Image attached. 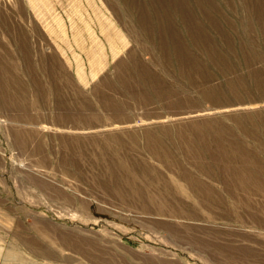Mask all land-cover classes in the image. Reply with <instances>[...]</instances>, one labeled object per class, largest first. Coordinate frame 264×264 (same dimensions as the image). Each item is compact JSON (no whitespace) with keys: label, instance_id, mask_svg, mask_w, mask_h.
Here are the masks:
<instances>
[{"label":"rangeland","instance_id":"374dc122","mask_svg":"<svg viewBox=\"0 0 264 264\" xmlns=\"http://www.w3.org/2000/svg\"><path fill=\"white\" fill-rule=\"evenodd\" d=\"M131 1L0 0V56H4L8 50L10 54L13 51L15 57L24 58L25 64L20 63L18 71L16 70L20 80L25 84L21 72L23 71L26 76L27 67L30 68V75H28L31 77L32 84L36 79L41 82L43 78L45 86L43 88L47 89L48 84H45L47 74L45 71L42 72V69L36 68V65L39 67L38 62L41 58L39 55L37 57L34 49V53L32 52V45H36V50L37 46L47 47L48 53L53 49L52 55L43 58L44 65L50 66L47 65L49 62L57 64L64 71H60L57 67L59 72L66 76L63 81L66 84L68 82L69 87L68 92L59 95L58 103L57 98L54 97L55 109L48 106V95H46L45 104L32 106L30 102L29 106L24 108L13 104L9 96L1 95L9 91L3 87L4 79L0 77V264H264V228L260 225L233 219H213L210 216L207 217V212L196 206L167 207V184L165 183L167 179L172 180L174 177L169 170L174 166L170 163L169 166L165 165L167 158L153 157L149 150L144 148L146 130H153L154 134H159L158 137L167 142L172 141L167 137L169 133L170 136H177L178 131L182 129L188 131L186 135L190 138L205 135L203 132L209 135L211 132L208 130L213 128L225 130L224 126H218L220 123L231 128H228L230 134L234 133L242 137L246 135L245 132L255 131L262 134L260 137L264 139L262 124L257 122V126H254L248 122L250 118L246 117L249 115L257 119L256 114H262L264 118V9H257L261 7L260 3L263 0L260 3L256 0H177V2L172 1L173 3L167 0V5L170 3L171 7L168 6L166 11L162 10L165 1L160 3L163 4L162 6L159 4L154 8L151 0H136L137 5H140L139 8L142 2L144 8L151 12L149 16L147 14L150 21L146 14L144 15L154 28L148 32L140 27L143 16L140 14L141 9L133 8ZM173 4H176L175 6L179 4L182 8L179 6H177L178 9L174 8ZM203 5L206 6L203 7ZM158 7L157 12L155 10ZM214 9H217L218 13L212 11ZM210 12L214 14L211 15ZM182 13L184 16L181 15ZM193 13H198V16ZM189 14H192L191 18ZM209 16L213 19H209ZM192 17H199L202 20L195 18L193 20ZM221 17L224 18L223 21L220 20ZM14 23L24 30L18 38L8 35ZM186 24L187 27L204 26L206 28L210 37H208L207 47L190 36ZM239 35L242 37L240 38ZM174 43L185 46L183 50L185 49L188 53L186 58L189 59L187 65L190 66V70H187L188 66L180 62V58L183 61L184 58L175 51ZM168 45L172 47L169 48ZM202 48H205L208 53ZM97 50L100 51L98 56H96ZM197 51L199 54L196 53ZM133 53L138 54L139 57ZM256 53L260 56L258 57ZM204 55H207L206 58ZM92 56L94 58L91 62ZM217 57H222L221 62ZM10 61L16 68V59L13 57ZM10 61L7 63L11 64ZM79 62L83 67L82 78L76 70ZM167 65L173 66L169 69ZM139 67L145 69L142 68L143 71H139ZM195 72L201 76L198 77ZM145 73L148 75L146 76ZM227 73L229 74L226 75ZM142 74L149 76L150 79L148 77V80H142ZM128 75L130 78L126 79L125 76L128 77ZM153 76L157 78L154 80ZM181 76L189 83H185L184 79L182 81ZM123 79L124 82H121ZM227 81L228 84H226ZM98 95L103 100L102 105H99ZM71 97L81 99L80 102L87 105L78 106L75 110L76 114H73ZM63 109H69V111L64 113ZM257 110L260 111L256 112ZM225 113L230 114L232 121ZM72 115L76 116V119ZM234 117L239 119L235 121ZM240 118L246 125H238ZM209 121L218 123L214 122L215 127H206L207 130H203L205 127L201 128V125L194 127V124ZM112 133H118L116 135L120 133L121 136H119H123L122 139L129 149V154L135 157L131 162L135 163L139 160L134 164L135 167L133 166L134 170L138 168L137 178L144 176V179L147 177L153 182V185L145 187L142 185H145L147 179L145 181L142 179L141 183L137 181L140 187L146 188L139 192V195L133 192L129 183L112 182V177L108 174L109 170L104 166L105 163L92 145L96 142L84 139V137L102 138L105 134H111L110 136L113 137ZM135 140H138L139 144L133 143ZM24 149H28L25 150L26 153ZM129 158L133 159L131 156ZM184 161L188 163V160ZM147 162L149 164H146ZM100 164L102 166H99ZM146 165H148L147 168H145ZM141 169L142 172H140ZM129 170L131 169L127 168L125 171L129 173ZM75 182L78 184L76 185ZM160 183H163V186ZM123 185H125V191L123 188L122 191L126 192L124 194L118 189ZM128 186L129 193L126 191ZM152 189L157 192L155 193ZM132 194H137V198H134ZM131 196L134 201L129 198ZM158 198L162 200L157 201ZM81 199L89 200V204L86 202L84 204ZM85 205L86 208L83 207ZM87 205H90L91 211L87 209ZM166 208L167 210L183 209L187 212L174 217L167 215ZM195 209L198 213L191 217L190 212ZM219 217H222L221 213Z\"/></svg>","mask_w":264,"mask_h":264},{"label":"bare ground","instance_id":"6f19581e","mask_svg":"<svg viewBox=\"0 0 264 264\" xmlns=\"http://www.w3.org/2000/svg\"><path fill=\"white\" fill-rule=\"evenodd\" d=\"M129 1V0H128ZM131 1V0H130ZM136 0H134L133 2L131 1V3H133V8H136V9H141L140 10V14L143 15L141 18L142 20L140 21V27L143 31H146L148 32L150 29H154L153 26L151 24H149L148 22L150 21V17L149 14H151V12L149 13L147 11L146 8H144L145 6H143V3L141 2V8L140 5H137V2H135ZM152 1V5L153 7L155 8V6H159L160 3H162L163 1H167V0H151ZM150 1V2H151ZM172 1H175L177 2V0H170V2ZM184 1V0H183ZM191 1V0H190ZM200 1V0H199ZM198 1V2H199ZM205 1V0H204ZM207 1V0H206ZM139 2V1H138ZM182 2V1H180ZM209 2V1H208ZM125 3V2H124ZM173 3V2H172ZM187 3V1H186ZM196 3V2H194ZM210 3H212L210 1ZM148 4V2H147ZM183 4V3H182ZM198 4V3H197ZM199 4H201V2H199ZM205 4V3H204ZM135 5V6H134ZM161 5V4H160ZM163 5V4H162ZM161 5V6H162ZM171 4L169 3V5H167V2L165 3V6H163V9L162 10H167V7L170 6ZM174 5V4H173ZM176 5V4H175ZM174 5V6H175ZM196 5V4H195ZM202 5V4H201ZM200 5V7H201ZM211 5V4H210ZM217 5V4H215ZM179 6V4L177 5ZM177 6H175L174 8H176ZM185 6V5H184ZM187 6V5H186ZM190 6V5H188ZM206 5H203V7H205ZM220 6V5H219ZM229 6V5H228ZM152 7V8H153ZM171 7V6H170ZM180 8H182V6L180 5L179 6ZM191 7V6H190ZM189 7V8H190ZM193 7V5H192ZM208 9H209V6H207ZM153 8V9H154ZM169 8V7H168ZM173 8V7H172ZM185 8V7H183ZM187 8V7H186ZM187 9L190 10V9ZM195 8V6L193 7ZM149 9V8H148ZM161 9V8H160ZM178 9V7H177ZM213 9V8H212ZM218 9V8H217ZM217 9H214L212 11H216ZM225 9V8H224ZM159 10V7L158 9H156L155 11ZM184 10V9H183ZM200 10V9H199ZM203 10V9H201ZM164 11V12H165ZM169 11V10H168ZM179 11V10H178ZM181 11V9H180ZM146 12V13H145ZM158 12V11H157ZM198 12V11H196ZM203 12V11H202ZM204 12H206L204 10ZM217 12V11H216ZM134 13V11H133ZM185 13V12H184ZM189 13V11H188ZM211 13V12H210ZM213 13V12H212ZM211 13V15H212ZM218 13V12H217ZM216 13V14H217ZM146 14H148L147 18L144 16ZM159 14V13H157ZM167 14V13H165ZM179 14V13H178ZM193 14H197L198 16V13H193ZM208 15V12L206 13ZM214 14V13H213ZM225 14V13H224ZM183 15V13L181 14ZM190 15V18H191V15L192 14H189ZM218 15V14H217ZM216 15V16H217ZM220 15V14H219ZM226 15V14H225ZM171 16V14L169 15ZM184 16V15H183ZM187 16V14H186ZM185 16V17H186ZM215 15H213L214 17ZM222 16V15H221ZM213 17H210L209 16V19H213ZM245 17V16H243ZM140 18V19H141ZM155 18V17H153ZM152 18V19H153ZM162 18V17H161ZM184 18V17H183ZM193 20L195 17H192ZM207 18V17H206ZM168 19V18H167ZM182 19V18H181ZM188 19V17L186 18ZM196 20L199 19L198 18H195ZM201 19V18H200ZM199 19V20H200ZM208 19V18H207ZM221 17V21H223ZM155 20V19H154ZM202 20V19H201ZM243 20V19H242ZM247 20V19H246ZM173 21V19H172ZM185 21V20H184ZM210 21V20H209ZM208 21V22H209ZM216 22V20H214ZM155 22V21H154ZM162 22V21H160ZM175 22V21H174ZM206 22V21H205ZM213 22V20H212ZM244 22V21H243ZM170 23V22H169ZM173 23V22H172ZM171 23V24H172ZM186 23V21H185ZM197 23V22H196ZM155 24V23H154ZM168 24V23H167ZM183 24V23H182ZM190 24V23H189ZM209 24V23H208ZM219 24V23H218ZM244 24V23H243ZM195 25V24H194ZM220 25V24H219ZM155 26V25H154ZM176 26V25H175ZM191 26H193V24H191ZM212 26V25H211ZM210 26V27H211ZM168 27V26H167ZM167 27H163V29H167ZM186 27H187V24H186ZM220 27V26H219ZM171 28V27H170ZM175 28V27H174ZM172 28V29H174ZM189 28V33H190V36H192L194 38V40H199V43L203 44V46L207 47V41H208V37L209 35L207 34L206 32V28L203 26H194V27H187ZM162 29V30H163ZM210 29V28H209ZM222 29V28H221ZM224 29V27H223ZM222 29V30H223ZM175 30V29H174ZM220 30V28H219ZM246 30V29H245ZM24 30L21 29V26L20 25H17V24H13V28L11 30V32L8 33V35H12V37L14 38L16 36V38L20 37V35L22 34ZM151 31V30H150ZM179 31V30H177ZM211 31V30H210ZM162 32V31H161ZM170 32V31H169ZM218 32V31H217ZM229 32V31H228ZM247 32V31H246ZM163 33V32H162ZM167 33V32H166ZM178 33V32H176ZM187 33V34H189ZM240 33V32H239ZM150 34V33H149ZM213 34V33H212ZM221 34L223 35V33L221 32ZM229 34V33H228ZM236 34V33H235ZM241 34V33H240ZM151 35V34H150ZM168 35V34H167ZM183 35V34H182ZM176 36V35H175ZM178 36V35H177ZM188 36V35H187ZM228 36V35H227ZM226 36V37H227ZM235 36V35H234ZM240 36V35H239ZM172 37V35H171ZM170 37V38H171ZM213 37V36H212ZM242 36H240L241 38ZM8 38V36H7ZM189 38V37H188ZM210 38V37H209ZM214 38V37H213ZM218 38V36H217ZM182 39V38H181ZM178 40V39H177ZM176 40V41H177ZM185 40V39H184ZM192 40V39H191ZM210 40V39H209ZM212 40V39H211ZM158 41V40H157ZM188 41V40H187ZM213 41V40H212ZM228 40L226 39V42ZM214 42V41H213ZM165 43V42H164ZM179 43V41H178ZM215 43V42H214ZM214 43H213V46H214ZM239 43V42H238ZM255 43V42H253ZM252 43V44H253ZM187 44V43H186ZM210 44V43H209ZM218 44V43H217ZM229 44V43H228ZM235 44V43H234ZM246 44V43H245ZM172 45V44H170ZM189 45V44H188ZM193 45V44H192ZM195 45V44H194ZM219 45V44H218ZM222 45V44H221ZM227 45V44H226ZM35 44L32 45V52L34 53V50L35 52L37 53V57L38 55L40 56V60H39V67L36 65V68H40V70L42 69V72L45 71V73L47 74V76H45V79L47 80V83L45 84H48V88L44 89L43 86H44V82H43V78H41V82H39L38 79H36L34 81V83L32 84L31 82V77H29L30 73H29V69L30 68H27L25 69V73H26V76L24 75V72L22 71L21 74L23 76V78L25 79V84H23V82L20 80V78L18 77L17 75V72L16 70L18 71V67H19V64L22 63L23 65L25 64V59L24 58H17L18 56L15 57V55L11 52V54L9 53V51L7 50L5 52V55L4 56H0V77L3 78V87H5L6 90H8L9 92H3L1 95L2 96H9V99L11 100V102L15 105H18L20 107H24L26 108L27 106H29L30 102H31V105L33 106V104H37L36 106H41L43 104H45V100H46V95H48V106L52 107L55 109V101H54V97L57 98V103H58V98H59V95L61 93L64 94V92H68L69 91V87L67 86V84L64 82L65 78L66 77L64 74L60 73L59 70H58V66L57 64H54V63H51L49 62L47 65H50V66H45L44 65V62L43 60L45 59L44 57H47L48 55H52L53 53V49H51L50 53H48L46 51V48H43L41 46H37V50L35 49ZM152 46V45H151ZM190 46V45H189ZM210 46V45H209ZM223 46V45H222ZM232 46V44H231ZM237 46V44H236ZM169 47V45L167 46ZM172 47V46H170ZM169 47V48H170ZM175 47V51L178 52L181 56H183L184 58V61L182 58H180V62H183L186 66H188V60L186 57H187V52H185V49L183 50V48H185L184 45L181 46V44H173V48ZM193 47V46H192ZM200 47V46H199ZM216 46H214L215 48ZM230 47V46H229ZM238 47V46H237ZM242 47V46H241ZM172 48V49H173ZM209 48V47H208ZM219 48V47H218ZM234 48V46H233ZM256 48H259V47H256ZM34 49V50H33ZM49 49V48H47ZM203 50H206L205 48H202ZM223 49V48H222ZM240 49V48H239ZM242 49V48H241ZM198 50V49H197ZM211 51H213L211 48H210ZM209 50V51H210ZM230 50V49H229ZM234 50V49H233ZM236 50V49H235ZM260 50V49H259ZM217 51V50H216ZM168 52V51H167ZM174 52V50H173ZM199 51H197L196 53H198ZM215 52V50H214ZM213 52V53H214ZM238 52V51H237ZM235 52V53H237ZM100 53L99 50L96 51V56H98ZM172 53V51H171ZM176 53V54H178ZM206 53L207 50H206ZM218 53V51H217ZM224 53V52H223ZM234 53V52H233ZM134 54V53H133ZM163 54V53H162ZM199 54V53H198ZM197 54V55H198ZM257 54V53H256ZM9 55V56H8ZM136 55V54H134ZM138 55V54H137ZM136 55V56H137ZM170 55V54H168ZM179 55V56H180ZM215 55V54H214ZM217 55V54H216ZM219 55V54H218ZM217 55V56H218ZM235 55V54H234ZM239 55V54H237ZM246 55V54H244ZM258 55V54H257ZM133 56V55H132ZM203 56V55H201ZM205 56V55H204ZM207 56V55H206ZM205 56V58H206ZM229 56V55H228ZM260 56V54L258 55V57ZM13 57L16 59L15 63H16V68L15 66L12 64V62L10 60L13 59ZM139 57V56H137ZM209 57V56H208ZM215 57V56H214ZM225 57V55H224ZM240 57V55H239ZM242 57V56H241ZM250 57V56H249ZM44 58V59H43ZM93 58L94 56H92V59L90 60L91 62L93 61ZM135 58V57H134ZM160 58V57H159ZM165 58V56L163 57ZM169 58V57H167ZM175 58V57H174ZM193 58V57H192ZM204 58V57H203ZM204 58V59H205ZM219 58V57H217ZM222 58V57H220ZM219 58V60H220ZM230 58V57H228ZM238 58V57H237ZM253 58V57H252ZM141 59V57H140ZM139 59V60H140ZM173 59V58H172ZM247 59V58H246ZM38 60V59H37ZM136 60V59H134ZM176 61V59H174ZM194 60V59H193ZM207 60V59H206ZM210 60V58H209ZM212 60V59H211ZM225 60V59H224ZM245 60V59H244ZM249 60V59H248ZM8 61H10L11 64L7 63ZM141 61V60H140ZM199 61V60H198ZM216 61V60H215ZM231 62V60H229ZM239 61V60H238ZM242 61V60H241ZM133 62V61H132ZM192 62V61H191ZM195 62V60H194ZM210 62V61H208ZM221 62V60H220ZM223 62V61H222ZM227 62V61H226ZM225 62V63H226ZM37 63V64H38ZM42 63V67H40ZM135 63V62H134ZM169 63H172V62H169ZM178 63V62H176ZM200 63V62H199ZM242 63V62H241ZM253 63V62H252ZM137 64V62L135 63ZM179 64V63H178ZM182 64V63H181ZM191 64V63H190ZM198 64V63H197ZM239 64V63H238ZM237 64V66H238ZM123 65V64H122ZM144 65V64H142ZM141 65V66H142ZM183 65V64H182ZM211 65V64H210ZM213 65V64H212ZM245 65V64H244ZM140 66V65H139ZM169 66V65H167ZM173 65H170L169 66V69L170 67H172ZM179 66V65H178ZM184 66V65H183ZM234 66V65H233ZM241 66V69H242V65L240 64ZM256 66V65H255ZM58 67V68H57ZM138 67V66H137ZM136 67V69H137ZM176 67V66H175ZM203 67V66H202ZM207 67V66H206ZM209 67V65H208ZM218 67H221V66H218ZM140 68V67H139ZM143 67H141L140 69H142ZM147 68V67H146ZM183 68V67H182ZM204 68V67H203ZM211 69L213 68L212 66L210 67ZM238 68V67H236ZM244 68V66H243ZM60 69V68H59ZM63 69V68H62ZM81 69H83V67L81 66V63L79 62V64L77 65V74L79 75L80 78H82V71ZM139 71H143V68L142 70ZM168 69V70H169ZM174 69V68H173ZM173 69H171L173 71ZM190 66L187 67V70H190ZM222 69V68H221ZM220 69V70H221ZM249 69V68H247ZM252 69V68H251ZM170 70V71H171ZM181 70V69H180ZM185 70V69H184ZM183 70V71H184ZM196 70V69H195ZM200 70V69H199ZM202 70V69H201ZM208 70V69H207ZM219 70V69H218ZM230 70V69H229ZM243 70V69H242ZM60 71H62L60 69ZM150 71V70H149ZM172 71L170 72V75L172 73ZM198 71V69H197ZM210 71V70H208ZM214 71V70H213ZM236 71V69H235ZM245 71V70H244ZM259 71V70H258ZM64 72V71H62ZM122 72V71H121ZM138 72V71H137ZM175 73V71H173ZM191 72V71H190ZM207 72V71H206ZM226 72V71H225ZM228 72V71H227ZM234 72V71H233ZM237 72V71H236ZM251 72V71H250ZM120 73V71H119ZM123 73V72H122ZM133 73V72H132ZM135 73V71H134ZM140 73V72H138ZM148 73V72H147ZM186 73V72H185ZM199 73V71H198ZM201 73V72H200ZM214 73V72H212ZM215 73L217 74V72L215 71ZM224 73V72H223ZM232 73V72H231ZM246 73V72H245ZM254 73V72H253ZM20 74V72H19ZM29 74V75H28ZM128 74V73H127ZM146 74V73H145ZM154 74V73H153ZM196 74V72H195ZM229 73H227L226 75H228ZM68 75V74H67ZM119 75V74H118ZM135 75V74H134ZM141 75V74H140ZM148 74H146L147 76ZM177 75V74H176ZM180 75V74H179ZM187 75V74H186ZM189 75V73H188ZM187 75V76H188ZM194 75V74H193ZM197 75V74H196ZM94 76V75H93ZM92 76V77H93ZM122 77V75H120ZM130 75L125 76L126 79L127 78H130L129 77ZM136 76V75H135ZM142 74V77L141 79L142 80H148L150 79V77H146ZM152 76V75H151ZM186 76V77H187ZM198 76V75H197ZM201 76V75H200ZM198 76V77H200ZM211 76V75H210ZM215 76V74H214ZM224 76V75H223ZM123 77V78H125ZM132 77V76H131ZM134 77V76H133ZM137 77V76H136ZM146 77V79L144 78ZM154 77V76H153ZM175 77V76H174ZM180 77V76H179ZM185 77V75H184ZM190 77V76H189ZM197 77V78H198ZM209 77V76H207ZM256 77V76H255ZM68 78V77H67ZM108 78V77H107ZM118 78V77H117ZM148 78V79H147ZM157 78V77H156ZM154 77V80L156 79ZM191 78H192V75H191ZM196 78V77H194ZM196 78V79H197ZM225 78V76H224ZM229 78V77H227ZM44 79V81H45ZM109 79V78H108ZM136 79V78H135ZM175 79V78H174ZM184 79L182 78L181 76V80ZM204 79V78H203ZM202 79V80H203ZM206 79V78H205ZM226 79V78H225ZM235 79V78H234ZM64 80V81H63ZM67 80V79H66ZM71 80V78H70ZM131 80V79H130ZM184 80L185 83L189 81H187V79L185 78ZM190 80V79H189ZM193 80V79H192ZM208 80V78H207ZM230 80V78H229ZM63 81V82H62ZM68 81V80H67ZM104 81V80H103ZM137 81V80H136ZM159 81V79L157 80ZM161 81V80H160ZM183 81V80H182ZM196 81V80H194ZM194 81H193V84H194ZM206 81V80H204ZM209 81V80H208ZM212 81H214L212 79ZM231 81V80H230ZM241 81V80H240ZM251 81V80H250ZM249 81V82H250ZM121 82H124V79L121 81ZM126 82V81H125ZM154 82V81H153ZM226 82V80H225ZM239 82V81H238ZM260 82V81H259ZM73 83V82H72ZM128 83V81L126 82ZM130 83V82H129ZM159 83V82H158ZM163 83V82H162ZM161 83V84H162ZM184 83V84H185ZM187 83V85H188ZM196 83V82H195ZM208 83V82H206ZM137 84L138 81H137ZM136 84V85H137ZM155 84V82H154ZM157 84V83H156ZM211 84V83H209ZM228 84V81L227 83ZM199 85V83H198ZM203 85V83H202ZM205 85V84H204ZM242 85V83L240 84ZM71 86V85H70ZM132 86V85H131ZM134 86V85H133ZM139 86V85H138ZM138 86H136L138 88ZM156 86V85H155ZM160 86V85H159ZM163 86V85H162ZM169 86V85H168ZM189 86H191L189 84ZM196 86V85H195ZM219 86V85H218ZM222 86V85H221ZM246 86V85H245ZM45 87V86H44ZM164 87V86H163ZM173 87V86H172ZM136 88V89H137ZM169 87H167L168 89ZM174 88V87H173ZM186 88V87H185ZM184 88V89H185ZM195 88V87H194ZM198 88V87H197ZM200 88V86H199ZM216 88H217V85H216ZM225 88V87H224ZM234 88V87H233ZM247 88V86H246ZM72 89V88H71ZM70 89V90H71ZM98 89H100L98 87ZM160 89V88H159ZM164 89V88H163ZM162 89V90H163ZM218 89V88H217ZM244 89V88H243ZM242 89V90H243ZM73 90V89H72ZM78 90V89H77ZM158 90V89H157ZM171 90V89H170ZM175 90V88H174ZM189 90V89H188ZM191 90V88H190ZM196 90V89H195ZM202 90V89H201ZM223 90V89H222ZM81 91V90H80ZM136 91V90H135ZM181 91V90H180ZM194 91V90H193ZM213 91V90H212ZM219 91V90H217ZM224 91V90H223ZM246 91V90H245ZM96 92V91H95ZM98 92V91H97ZM118 92V91H117ZM174 92V91H173ZM236 92V91H235ZM234 92V93H235ZM77 93V91H76ZM111 93V92H110ZM199 93V92H198ZM201 93V92H200ZM242 93V92H241ZM81 94V93H79ZM97 94V93H96ZM139 94V93H137ZM142 94V93H141ZM170 94V93H168ZM174 94L176 95V93L174 92ZM179 94V93H178ZM216 94V93H215ZM218 94V93H217ZM216 94V95H217ZM226 94V93H225ZM244 95V93H242ZM247 94V93H245ZM83 95V94H81ZM103 95V94H102ZM101 95V96H102ZM140 95V94H139ZM84 96V95H83ZM99 96V95H98ZM142 96V95H141ZM246 96V95H245ZM67 97V96H66ZM107 97V96H106ZM140 97V96H139ZM187 97V96H186ZM206 97V96H205ZM30 101H29V99ZM226 98V97H225ZM235 98H237L235 96ZM86 99V98H85ZM99 105H102L103 104V100L100 98L99 96ZM146 100V97L144 98ZM201 99V98H200ZM228 99V98H227ZM81 100V99H80ZM79 99L77 98H72L71 97V102H72V107H74V111L72 112L73 114H76L75 113V110L78 109V106L80 107L82 104L83 105H87V104H84V103H81ZM107 100V98H106ZM105 100V101H106ZM219 100V99H218ZM230 100V99H229ZM141 101V100H140ZM5 102H7L5 100ZM110 102V101H109ZM216 102V100H215ZM221 102V101H220ZM232 102V101H231ZM230 102V103H231ZM8 103V102H7ZM137 103V102H136ZM144 103V102H143ZM142 104V103H141ZM115 105V104H114ZM228 105V104H227ZM233 105V104H232ZM105 106H107L105 104ZM226 107V105H224ZM83 108V107H82ZM102 108V107H101ZM202 110V109H201ZM49 111V110H48ZM64 113L69 111V109H63ZM109 111V110H108ZM117 111H120V110H117ZM260 110H257L256 112H259ZM95 112V111H94ZM117 113V112H115ZM227 117L230 118V114L229 113H225ZM249 114V113H247ZM256 114V113H255ZM79 115V114H78ZM242 115V114H240ZM258 117L257 119H253L254 117L251 118V116H246V117H249L250 120L248 121L249 123H251L252 125L254 126H257V122H260L263 126V131H264V118H262V114H256ZM100 116V115H99ZM225 117V115H223ZM244 116V115H242ZM72 117H75L76 119V116L72 115ZM237 117V115L235 116ZM234 117V120L237 121L239 119L235 118ZM77 118H80L77 116ZM119 118V117H118ZM226 118V117H225ZM74 119V121H75ZM80 119H83V118H80ZM88 119V117H87ZM86 119V120H87ZM94 119V118H93ZM102 119V118H101ZM233 119V118H232ZM115 120V119H113ZM231 120V118H230ZM229 120V121H230ZM77 121V120H76ZM75 121V122H76ZM79 121V120H78ZM92 121V120H91ZM232 121V120H231ZM84 122H87V121H84ZM84 122L82 123V126L84 124ZM214 122H217V121H209V122H202V123H198V124H194V127L196 128L197 126L201 125V128L202 127H205L203 128V130H207L206 127L208 126H213L215 127L216 123ZM36 123V122H35ZM77 123V122H76ZM79 123V122H78ZM197 123V122H196ZM218 123V122H217ZM224 123V122H223ZM182 124V123H180ZM235 124V123H234ZM240 124V126H244V124L246 125V123H243L241 121V118H240V122L238 123V125ZM218 126H224L225 130L221 131L217 128H213L211 130H208L209 132H211L209 135L205 132H203L205 135H199V137L197 138H190V137H187V130L185 129V131L182 129L180 131H178L177 133V136H170L171 134L169 133V135H167V137H169L172 141H163L161 140L158 136L159 134L157 135L154 134L155 132H153V130H146V133H145V145H144V148L149 150V153H151L153 155V157L157 156L159 158H167V164L165 165H168L169 163L171 165H173L174 167L172 169H168L170 170V172L172 174H174V177L172 178V180H169L167 179L165 185L167 184V207L171 206H180V207H192V206H196V207H200L202 209V211H205L207 212V217L210 216V218H222V219H227V220H240V221H247L248 222H252V223H255L257 225H260L261 228H264V139L260 137V135L262 134H258L257 132L253 131V132H245L246 135L244 134V136L240 137V136H237L236 134H230V131L228 132L229 129H231L230 127H226L225 125H223L222 123H220V125L218 124ZM261 126V125H259ZM183 127V125H182ZM155 128V127H154ZM187 128V127H186ZM41 129V128H40ZM171 130V129H170ZM22 131V130H21ZM169 131V130H168ZM187 131V132H186ZM207 131V132H208ZM243 131H245V129H243ZM37 132V131H36ZM130 132V131H129ZM170 132V131H169ZM208 132V133H209ZM35 133V132H34ZM38 133V132H37ZM173 133V132H172ZM200 133V132H199ZM262 133V132H261ZM118 133H112L113 137H111L110 135H106L102 138H88V137H84V139L86 138L87 140H92L95 141L96 143L95 144H92L93 147L96 148L97 150V155H99L101 157V159L103 160V163H105V167L107 168L108 171V174H109V177L111 176L112 177V182H118L119 184L120 183H129L133 190V192L135 193H138L139 195V192H142L144 189L146 188H142L140 187L138 184L137 181H140L141 183V180L144 179V176L143 177H139V174H138V168L136 167V169L134 170L133 169V166L134 164H136L138 161H135V163H132L131 161H134L135 157L131 154H129V149L127 148L126 144L124 143L123 141V136L120 137V133L119 135H116ZM264 134V132H263ZM37 135V134H36ZM123 135V134H122ZM127 135V134H126ZM34 136V134H33ZM174 136V137H173ZM131 137V136H130ZM159 138V140L157 139ZM35 139V137H34ZM37 139V138H36ZM39 139V138H38ZM75 139V138H74ZM82 139V138H81ZM80 139V140H81ZM83 139V140H84ZM31 141V139H30ZM37 141V140H35ZM39 141V140H38ZM34 142V141H33ZM75 142V141H74ZM77 142V140H76ZM87 142V141H86ZM127 142V140L125 141ZM138 143V140L136 141H133V143ZM78 143V142H77ZM23 144V142H22ZM21 144V145H22ZM39 144V142H38ZM76 144V143H75ZM82 144V143H81ZM89 144V143H88ZM90 144V145H91ZM128 144V143H127ZM84 145V144H83ZM87 145V143L85 144ZM129 145V144H128ZM26 146V145H25ZM29 146V145H28ZM82 146V145H81ZM139 146V145H138ZM87 147V146H86ZM92 147V148H93ZM130 147V146H129ZM25 148V147H24ZM29 149V147H27ZM72 148V146H71ZM78 149H80L79 147H77ZM140 148V147H139ZM139 148H138V151H139ZM27 149V150H28ZM39 149V147H38ZM41 149H43V147H41ZM87 148H85L86 150ZM94 149V148H93ZM144 149V150H145ZM26 149H24V152H25ZM26 150V151H27ZM36 150V149H35ZM88 150V149H87ZM91 151V148L89 149ZM141 150V149H140ZM143 150V151H144ZM30 151V150H29ZM32 151V150H31ZM40 151V150H39ZM42 151V150H41ZM81 151V150H80ZM93 151V150H92ZM142 151V152H143ZM33 152H35L33 150ZM38 152V151H37ZM71 152V151H70ZM96 152V151H95ZM137 152V151H136ZM145 152V151H144ZM26 153V152H25ZM32 153V152H30ZM43 153V152H42ZM75 153V152H74ZM73 153V155H74ZM80 153V152H79ZM29 154V153H28ZM32 155V154H31ZM42 155V154H41ZM71 155V154H70ZM79 155V154H78ZM84 155V154H82ZM131 156L133 159L129 158V156ZM85 156V155H84ZM41 157V156H40ZM39 157V158H40ZM92 157V156H90ZM140 157V156H139ZM143 157V156H141ZM152 157V158H153ZM75 158V155L74 157L72 158L74 160ZM89 158V157H88ZM94 158V157H93ZM34 159V158H33ZM70 159V157H69ZM138 159V158H136ZM140 159V158H139ZM145 159V158H144ZM158 159V158H157ZM90 160V159H89ZM96 161L98 160V162L100 161L99 159H95ZM142 160V159H141ZM147 160V159H146ZM146 160H143V161H146ZM159 160V159H158ZM162 160V159H160ZM159 160V161H160ZM184 160H188V163H186ZM41 161V160H40ZM68 161V159L66 160V162ZM70 161V160H69ZM93 161V160H92ZM141 161V162H143ZM64 162V161H63ZM161 162H164L163 160ZM37 163V162H36ZM71 163V162H70ZM150 163V161H149ZM148 162L146 164H149ZM47 164V163H46ZM65 164V162L63 163ZM140 164V163H139ZM144 164V163H143ZM70 165V164H69ZM67 165V166H69ZM72 165V164H71ZM94 165V164H93ZM145 165V164H144ZM152 165V163H151ZM81 166V165H80ZM88 166V165H87ZM91 166V165H90ZM96 166V165H95ZM99 166H102V164H100ZM98 166V167H99ZM137 166V165H136ZM155 167V165H153ZM169 166V165H168ZM71 168V166H69ZM79 167V165L77 166ZM130 167V168H129ZM135 167V166H134ZM139 167V166H138ZM148 165H146L145 168H147ZM189 167V168H187ZM74 168V167H73ZM76 168V166H75ZM82 167H80L81 169ZM93 168V167H92ZM95 168V167H94ZM103 168V167H102ZM131 169L129 170L130 172L127 173L125 170L126 169ZM142 168V167H141ZM143 168V169H145ZM150 169H152L151 167H149ZM69 169V168H68ZM72 169V168H71ZM87 169V168H86ZM90 169V168H89ZM105 169V168H104ZM149 169V170H150ZM92 170V169H91ZM97 171V167L95 169ZM137 170V171H136ZM140 170V169H139ZM146 170V169H145ZM153 170V169H152ZM157 170V168H156ZM136 171V172H135ZM66 172V171H65ZM80 172V170H79ZM87 172V171H86ZM110 172V173H109ZM142 172V169L141 171ZM147 172H149L147 170ZM155 172V171H154ZM153 172V173H154ZM70 173V172H69ZM83 173V172H82ZM82 173H80L82 175ZM96 173V172H95ZM106 175V171L104 172ZM162 173V172H161ZM85 174V173H83ZM88 174V173H87ZM93 174H94V171H93ZM103 174V173H102ZM144 174H146L144 172ZM148 174V173H147ZM171 174V175H172ZM69 175V174H68ZM79 175V174H78ZM86 175V174H85ZM90 175V174H89ZM105 175V176H106ZM152 175V173H151ZM170 175V174H169ZM75 176V175H74ZM77 176V175H76ZM98 176V175H97ZM153 176V175H152ZM158 177V175H156ZM68 177H71V176H68ZM108 177V176H107ZM108 177V178H109ZM151 177V176H150ZM154 177V176H153ZM152 177V178H153ZM44 178V177H43ZM73 178V176L71 177ZM76 178V177H74ZM100 178V177H99ZM97 178V179H99ZM159 178V177H158ZM162 178V177H161ZM168 178V177H167ZM86 179V178H85ZM95 179V178H94ZM93 179V180H94ZM106 179V178H105ZM104 179V180H105ZM145 179L148 180V178L146 177ZM145 179L143 181H145ZM155 179V178H153ZM160 179V178H159ZM165 179V178H164ZM69 180L71 181V179L69 178ZM103 180V179H102ZM109 180V179H108ZM145 182V185H142V186H145V187H148V186H151L153 185V182L149 180ZM89 181V180H87ZM98 181V180H97ZM106 181V180H105ZM104 181V182H105ZM111 181V180H110ZM142 181V183H143ZM163 181V180H162ZM52 182V181H51ZM72 182V181H71ZM165 182V180H164ZM73 183H74V180H73ZM99 183V182H98ZM156 183V182H155ZM53 184V183H52ZM75 184L77 185L78 183L75 182ZM74 184V185H75ZM101 184V182H100ZM162 186H163V183H160ZM59 185V184H58ZM94 185V184H92ZM56 186V185H55ZM54 186V187H55ZM96 186V185H95ZM101 186V185H100ZM121 186V185H120ZM129 186H128V189L126 187V191H128L129 193ZM61 187V185H60ZM110 187V186H108ZM125 185H123L122 187H119L118 189L120 190V192L123 190L125 191ZM153 187V186H152ZM151 187V188H152ZM103 188V187H102ZM123 188V189H122ZM150 188V187H149ZM164 188V187H163ZM112 189H115V188H112ZM166 189V188H165ZM163 189V190H165ZM149 190V189H148ZM151 190V189H150ZM154 190L155 192V189H152ZM161 190V189H160ZM57 191V190H56ZM104 191V190H103ZM114 191V190H113ZM122 191V193H123ZM131 191V190H130ZM60 192V191H58ZM57 192V193H58ZM109 192H111L109 190ZM108 192V194L110 195V193ZM118 192V191H117ZM153 192V191H152ZM157 192V191H156ZM155 192V193H156ZM160 192V191H159ZM126 193V192H124ZM123 193V194H124ZM127 193V195H128ZM151 193V191H150ZM60 194V193H59ZM95 195H98V194H95ZM100 195V194H99ZM116 195V193H115ZM133 195V194H132ZM137 195V194H136ZM136 195H133L134 198L136 197ZM145 195V194H144ZM154 195V194H153ZM114 196V195H113ZM129 196V195H128ZM142 196V194H141ZM100 198V196H98ZM102 197V196H101ZM104 197V196H103ZM102 197V198H103ZM116 197V196H115ZM149 197V196H148ZM155 197V195H154ZM162 197V196H161ZM70 198V197H68ZM85 198V197H83ZM97 198V199H99ZM107 198V197H106ZM129 198H132L129 197ZM137 198V197H136ZM146 198V197H144ZM143 198V200H144ZM157 198V197H156ZM164 200H165V197H163ZM90 199V198H89ZM96 199V198H95ZM101 199V198H100ZM99 199V200H100ZM111 199V198H110ZM109 199V200H110ZM116 199V198H115ZM124 199V198H123ZM121 199V200H123ZM142 199V198H140ZM149 199V198H148ZM160 198L157 199V201H159ZM69 200V199H67ZM85 199H81V202H84V204L88 203V201H84ZM129 200V199H128ZM133 200V198H132ZM131 200V202H132ZM137 201L139 199H136ZM142 200V201H143ZM147 200V199H145ZM155 200V199H154ZM162 200V198L160 199ZM163 200V201H164ZM72 200H70L71 202ZM112 201V199H111ZM114 201V200H113ZM117 201V200H116ZM115 201V202H116ZM125 201V200H124ZM130 201V200H129ZM134 201V200H133ZM149 202L151 200H148ZM156 201V200H155ZM193 203H192V202ZM86 202V203H85ZM108 202V201H107ZM106 202V203H107ZM136 202V201H135ZM140 202V201H139ZM152 202V201H151ZM109 203V202H108ZM118 203V202H117ZM126 203V202H125ZM134 203V202H133ZM147 203V202H146ZM89 204V203H88ZM116 204V203H114ZM127 204H130V203H127ZM161 204V203H160ZM91 205V204H90ZM89 205V206H90ZM131 205V204H130ZM139 205V204H138ZM141 205V204H140ZM139 205V206H140ZM147 205V204H146ZM154 205V204H153ZM88 206V205H87ZM88 206L87 209H90V207ZM133 206V205H131ZM159 206V204H158ZM156 206V207H158ZM86 208V205L83 206ZM100 207V206H98ZM96 207V208H98ZM137 207V206H135ZM195 207V208H196ZM101 208V207H100ZM142 208V207H141ZM155 208V207H154ZM154 208H151V209H154ZM163 208V207H162ZM179 208V207H178ZM140 209V208H139ZM150 209V210H151ZM168 208H166L165 210L167 211V215H170V216H181V215H184L185 211L183 209H173V210H167ZM190 209V208H189ZM194 209V207H193ZM101 210V209H100ZM99 210V211H100ZM106 210V209H104ZM135 210H137L135 208ZM192 210V209H191ZM190 210V211H191ZM199 210V209H198ZM91 211V209H90ZM102 211V210H101ZM100 211V212H101ZM154 211V210H153ZM145 212V211H144ZM157 212V211H156ZM155 212V214H157ZM197 212V209L193 210L190 212L191 214V217L192 216H195L193 214H195ZM158 213H159V210H158ZM198 213V212H197ZM201 213V212H200ZM222 214V217H219V214ZM172 214V215H171ZM188 214V213H186ZM165 215V214H164ZM189 216V215H188ZM206 217V218H207ZM181 218H184V217H181ZM199 219V218H198ZM201 219V218H200ZM199 219V220H200ZM212 220V219H211ZM250 220V221H249ZM202 221V219H201ZM208 221V220H207ZM210 221V220H209ZM249 224V223H248ZM251 224V223H250ZM180 226V225H179ZM253 226V225H252ZM168 227V226H167ZM258 227V226H257ZM180 228V227H178ZM173 229V228H172ZM239 236V235H238ZM260 236V235H259ZM218 237V236H217ZM254 257V256H253ZM262 260V259H261ZM256 261V260H255ZM248 262V261H247ZM258 263V262H257ZM248 264V263H247Z\"/></svg>","mask_w":264,"mask_h":264},{"label":"crops","instance_id":"0c3cea01","mask_svg":"<svg viewBox=\"0 0 264 264\" xmlns=\"http://www.w3.org/2000/svg\"><path fill=\"white\" fill-rule=\"evenodd\" d=\"M260 1H262V0H256L257 3H260ZM262 2H264V0ZM262 2L260 3L261 7L257 8V9H264V3H262Z\"/></svg>","mask_w":264,"mask_h":264}]
</instances>
